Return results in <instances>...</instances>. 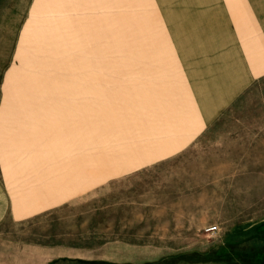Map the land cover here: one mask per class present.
<instances>
[{"label": "rangeland", "instance_id": "obj_1", "mask_svg": "<svg viewBox=\"0 0 264 264\" xmlns=\"http://www.w3.org/2000/svg\"><path fill=\"white\" fill-rule=\"evenodd\" d=\"M155 1L0 0V164L62 197L14 236L65 247L48 264H264V74L230 15Z\"/></svg>", "mask_w": 264, "mask_h": 264}, {"label": "crops", "instance_id": "obj_2", "mask_svg": "<svg viewBox=\"0 0 264 264\" xmlns=\"http://www.w3.org/2000/svg\"><path fill=\"white\" fill-rule=\"evenodd\" d=\"M169 6H174L175 8L170 10L176 13H219L222 21L230 15L231 20L241 26L232 34L242 40L241 50L245 54V60L257 62L252 75L256 77L264 74V8L259 4V0H173ZM245 20L250 22V27L242 25ZM238 50L232 51L237 55ZM241 57L242 55H239L237 59ZM15 144L14 140L6 143L7 150L9 145ZM3 146L5 144L1 143L0 147ZM10 154L9 150L6 154L0 153V158L11 156ZM26 166L15 167L2 162L0 164V264H32L31 248H50L38 249L40 255L34 257L35 264H48L61 256L60 248H65L31 244L14 236L16 224L46 210L47 205L53 202L56 205L57 200L62 198L61 195L59 198L57 193L47 196V189L51 186L49 181H52L51 165H34V169L41 168L39 172L34 170L38 173L34 178L30 176L32 165ZM26 169H29V175L24 173Z\"/></svg>", "mask_w": 264, "mask_h": 264}, {"label": "built area", "instance_id": "obj_3", "mask_svg": "<svg viewBox=\"0 0 264 264\" xmlns=\"http://www.w3.org/2000/svg\"><path fill=\"white\" fill-rule=\"evenodd\" d=\"M216 229H217L216 226H212V227L209 228V230L212 231V232L215 231Z\"/></svg>", "mask_w": 264, "mask_h": 264}]
</instances>
